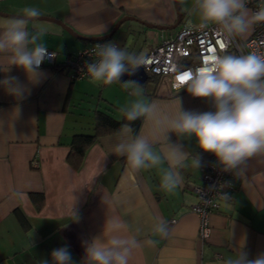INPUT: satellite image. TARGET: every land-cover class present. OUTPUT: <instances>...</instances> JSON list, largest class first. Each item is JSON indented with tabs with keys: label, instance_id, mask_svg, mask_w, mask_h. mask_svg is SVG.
Listing matches in <instances>:
<instances>
[{
	"label": "crops",
	"instance_id": "1",
	"mask_svg": "<svg viewBox=\"0 0 264 264\" xmlns=\"http://www.w3.org/2000/svg\"><path fill=\"white\" fill-rule=\"evenodd\" d=\"M177 2L181 20L173 29L148 28L137 20H127L130 23L120 26L141 42L137 52V46L128 48V52L145 56L186 20L200 22L192 11L193 0ZM25 6L41 11L37 23L48 30L43 42L57 55L54 65L41 66L48 75L38 85L29 83L22 69H11L10 75L31 89L25 99L18 100L0 87V264H44L45 260L52 264V250L65 245L73 260L84 264L85 242L101 236L111 216L126 221L128 234L141 241L142 246L133 250L128 264H224L242 241L250 257L264 253V155L250 158L242 166L230 196L210 215L211 231L204 241L198 235L199 219L191 210L196 202L192 186L200 181V169L190 160L177 169L182 184L172 192L161 188L166 161L160 167L132 172L126 158L112 152L118 131L99 135L86 150L79 168L67 161L73 135L94 132L96 110L119 119L123 107L143 99L174 112L179 99L184 110L214 111L210 100L192 97L187 90L170 93L163 85L158 90L155 79H151V86L146 84L148 79L141 86V95L136 96V90L126 81L105 85L90 78L72 79L64 67L66 59L91 43L71 35L65 26L85 37L109 33L124 16L172 26L177 20L174 0H0V13L9 15L0 14V24L20 14ZM251 34L252 30L240 38ZM115 35L108 41L119 45L120 41L113 39ZM130 40L127 37L125 42ZM5 75L0 72V80ZM137 133L151 136L149 122L142 119ZM169 136L190 157L199 155L201 163L215 158L202 152L194 137ZM154 147L159 150L162 145ZM32 160L38 164L33 166ZM32 193L43 194L40 209ZM159 220L168 225L165 236L154 231ZM149 239L155 244L143 243Z\"/></svg>",
	"mask_w": 264,
	"mask_h": 264
},
{
	"label": "clouds",
	"instance_id": "2",
	"mask_svg": "<svg viewBox=\"0 0 264 264\" xmlns=\"http://www.w3.org/2000/svg\"><path fill=\"white\" fill-rule=\"evenodd\" d=\"M183 2V0H181ZM248 0H193L192 11L200 27L216 25L226 49L236 37L246 36L255 25L264 23V4L255 11L247 7ZM41 11L25 6L20 14L5 18L0 24V72L6 73L0 87L18 100L30 95L31 89L18 77L10 75L13 67L26 74L29 83L38 85L47 79L41 65L55 58L43 42L48 31L37 23ZM32 31H29V24ZM97 59L86 63V71L94 83L110 85L120 82L125 75H133L147 61L130 53L116 43L105 42L94 48ZM179 86L195 98L210 100L214 111L184 110L177 99L174 112L164 111L156 102L137 99L121 109L128 123L121 125L111 150L126 158L132 172L162 166L161 188L174 191L182 184L177 171L186 161L199 169L201 157L189 156L183 146L173 143L169 133L178 137L195 138L197 147L211 153L226 172L239 175L250 158L264 155V53L252 50L247 54H213L195 69L188 68L177 77ZM136 84L134 81H130ZM140 96L141 93H133ZM19 105L16 111L19 112ZM143 119L151 125L152 134L137 133L132 122ZM162 145L157 150L154 146ZM231 187V182L227 183ZM227 197L228 193H222ZM75 220L78 217L73 212ZM154 231L161 236L168 233V225L159 220ZM129 224L118 216L108 217L101 236L85 242L84 264H128L133 250L142 246L135 235H130ZM143 243L154 245L149 239ZM243 241L224 264H264V253L250 257ZM52 264H77L69 246L53 249ZM44 264H48L45 260Z\"/></svg>",
	"mask_w": 264,
	"mask_h": 264
},
{
	"label": "built area",
	"instance_id": "3",
	"mask_svg": "<svg viewBox=\"0 0 264 264\" xmlns=\"http://www.w3.org/2000/svg\"><path fill=\"white\" fill-rule=\"evenodd\" d=\"M262 4H264V0H248L247 7L255 11ZM105 42L109 41L91 42L78 50L72 58L65 60L64 67L70 78H90L86 71V63L94 62L97 59L94 48L97 44ZM221 43H224V40L219 35L216 25L201 28L200 22L193 23L186 20L174 34L165 36L158 46L143 56L147 63L142 67L150 80L157 81L158 90L162 85L167 86L170 93L186 90L179 86L177 77L188 68L199 67L207 57L213 54L226 52L239 55L247 54L252 50L264 53V23L255 25L248 38L236 37L232 39L224 50L220 49ZM48 50L54 53L56 58V52ZM55 58L46 60L42 65L45 63L54 65ZM209 105L213 108L211 101ZM31 164L35 166L38 162L32 160ZM199 169L200 181L192 186L196 202L192 205L191 210L199 219L198 235L199 239L204 241L209 237L211 231L209 217L217 212L221 203L230 196L229 192L233 190L237 182V174L223 171L216 157L202 162ZM228 182H231V187L227 186ZM222 193H228V196L225 197Z\"/></svg>",
	"mask_w": 264,
	"mask_h": 264
},
{
	"label": "trees",
	"instance_id": "4",
	"mask_svg": "<svg viewBox=\"0 0 264 264\" xmlns=\"http://www.w3.org/2000/svg\"><path fill=\"white\" fill-rule=\"evenodd\" d=\"M108 41V40H104ZM128 123L124 118L123 113L119 119L115 118L112 114L96 110L94 115V132L92 134H75L73 135L70 142V152L67 156V161L74 168H79L86 150L90 145H92L99 135H107L116 133L121 125ZM142 123V119H138L132 122L133 129L138 132ZM31 198L36 203V208L40 209L43 204L44 197L43 194L32 193ZM19 219L23 221L24 216L19 211Z\"/></svg>",
	"mask_w": 264,
	"mask_h": 264
},
{
	"label": "water",
	"instance_id": "5",
	"mask_svg": "<svg viewBox=\"0 0 264 264\" xmlns=\"http://www.w3.org/2000/svg\"><path fill=\"white\" fill-rule=\"evenodd\" d=\"M174 4H175L176 11H177V20H176L175 24L172 25V26H161V25L151 24V23H147V22H144V21H140V20H138V19H136L135 17H132V16H124V17L120 18L114 24V26L112 27V29L110 30L109 33H107L105 35H101V36L85 37V36H81V35L76 34L74 31H72L70 28H68L66 26L64 28L71 35H73L75 37H78L80 39H83V40H87L89 42H94V41H98V40H109L116 33V31L119 29V27L127 20H137L141 24H143L144 26H146L148 28H154V29H158V30L173 29L180 23V20H181V15H180V12H179V7H178L177 0H174ZM0 14L9 16L8 14H3V13H0ZM148 79H149L148 75L146 74L144 68L141 66L139 69L136 70L135 74H133V75L125 74L121 78L120 83H123L126 80H129V81L136 82L135 85L142 86Z\"/></svg>",
	"mask_w": 264,
	"mask_h": 264
},
{
	"label": "rangeland",
	"instance_id": "6",
	"mask_svg": "<svg viewBox=\"0 0 264 264\" xmlns=\"http://www.w3.org/2000/svg\"><path fill=\"white\" fill-rule=\"evenodd\" d=\"M125 24H128V23H130L129 21H126V22H124ZM116 35L113 37V39L115 38H117L119 41H120V44H119V46L121 47V48H125V46L127 45V48H126V50L128 51V48L129 49H131L132 47H135V46H137V49H136V52L140 49V45H141V42H137L138 40H137V38H135V37H130L129 35H128V32H127V30H126V27L124 26V27H119V29L116 31V33H115ZM117 36H119V37H117ZM129 38V39H131L129 42H125V40H126V38ZM134 38V39H133ZM137 41H136V40ZM127 43V44H126ZM122 45V46H121ZM125 83H127V84H129L130 85V87H134V89L136 90V92H142L143 90H144V87H141V86H137V85H134V84H132L129 80H126V82ZM148 86H151L153 83H152V80H148L147 81V83H146Z\"/></svg>",
	"mask_w": 264,
	"mask_h": 264
}]
</instances>
